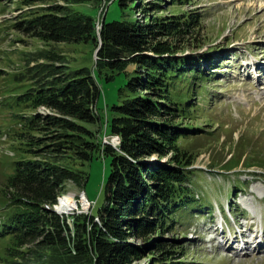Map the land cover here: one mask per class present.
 I'll return each mask as SVG.
<instances>
[{
	"label": "trees",
	"instance_id": "1",
	"mask_svg": "<svg viewBox=\"0 0 264 264\" xmlns=\"http://www.w3.org/2000/svg\"><path fill=\"white\" fill-rule=\"evenodd\" d=\"M103 1L116 2L125 19L99 21L54 5L28 10L13 26L43 43H84L98 51L91 68L71 72L64 56L42 51L15 78L29 87L8 108L13 126L6 133L18 146L15 159L1 165L7 174L0 190V264H134L145 257L151 264H187L179 227L204 205L194 192L198 170L180 146L197 131L179 123L194 104L174 90L178 80L191 78L192 92L201 93L206 62L175 55L177 43L196 41L202 16L198 10L154 15L166 0ZM134 11L144 14L142 22ZM117 75L125 78L118 103L99 108L98 78ZM109 137H118L116 147L104 143ZM100 158L109 159V175L97 213H56L66 183L84 188V166ZM222 168L251 170V176L264 172V158H235L233 150ZM168 234L173 238L165 239Z\"/></svg>",
	"mask_w": 264,
	"mask_h": 264
},
{
	"label": "rangeland",
	"instance_id": "2",
	"mask_svg": "<svg viewBox=\"0 0 264 264\" xmlns=\"http://www.w3.org/2000/svg\"><path fill=\"white\" fill-rule=\"evenodd\" d=\"M166 1L162 11L154 15L173 16L198 10L202 16L196 41L190 46L177 43L175 56L194 54L206 62L201 64L204 79L197 84L202 83L201 93L192 92L191 78L175 84L174 91H180L194 104L188 118L179 123L197 131L180 140V146L198 170L199 174L193 176L197 183L194 192L204 205L190 211V218L183 219L179 227L183 235L175 237L185 246L187 264H264V172L258 169L250 176L251 170L239 173V169L226 172L222 168L233 150L235 158L244 153L264 158V0H182L184 5L180 6ZM145 4L143 0L141 5ZM54 5L67 6L69 14L82 13L99 21L103 16L106 22L125 19L116 2L105 4L103 0L98 4L69 5L63 0H0V190L7 174L1 165L15 159L11 157L18 146L6 133L12 125L8 108L13 97L29 87V82L15 79L24 71L26 60L42 51L60 54L64 56L66 72L91 68L94 60L95 51L90 45L43 43L22 26L13 27L28 10ZM132 15L139 22L144 20L141 11ZM124 83L123 75L112 81L98 78L102 92L99 108L117 104L118 90ZM38 112L50 111L40 107ZM166 161L167 158L161 160ZM83 169L88 173L85 187L66 183L59 197L57 205L65 195L72 196L77 205L64 216L83 210L96 214L103 205L109 159H94ZM57 205L52 209L57 210ZM221 219L232 229L233 236L220 232ZM132 242L141 244L138 240ZM257 250L263 252L257 254ZM134 264L151 263L145 257Z\"/></svg>",
	"mask_w": 264,
	"mask_h": 264
},
{
	"label": "bare ground",
	"instance_id": "3",
	"mask_svg": "<svg viewBox=\"0 0 264 264\" xmlns=\"http://www.w3.org/2000/svg\"><path fill=\"white\" fill-rule=\"evenodd\" d=\"M251 66H253V68H254V63H252ZM114 143H116V141ZM81 196H84V194H82ZM84 198H85L86 202H88L87 198L85 196H84ZM75 205H76V202L72 198V196L65 195L64 197H62L60 199L59 204L57 205V208H58L57 211L66 214V213H69L70 211L72 212L73 210H75L77 208V205H76V207H75ZM245 250L248 251L249 249H245ZM261 252H263V250L262 251L257 250L256 253L258 254Z\"/></svg>",
	"mask_w": 264,
	"mask_h": 264
},
{
	"label": "water",
	"instance_id": "4",
	"mask_svg": "<svg viewBox=\"0 0 264 264\" xmlns=\"http://www.w3.org/2000/svg\"><path fill=\"white\" fill-rule=\"evenodd\" d=\"M104 20V16L102 17V19H101V21H103ZM97 51H98V49H96L95 50V52H94V60L96 59V53H97ZM117 140V141H116ZM115 141H116V143H115V145H113V146H116L117 144H118V137H115ZM105 144H110V143H107V142H105ZM111 145V144H110ZM58 200H59V198L57 199V202H58ZM56 213H58L59 215H66V214H64V213H61V212H59V211H57V210H54Z\"/></svg>",
	"mask_w": 264,
	"mask_h": 264
},
{
	"label": "built area",
	"instance_id": "5",
	"mask_svg": "<svg viewBox=\"0 0 264 264\" xmlns=\"http://www.w3.org/2000/svg\"><path fill=\"white\" fill-rule=\"evenodd\" d=\"M107 140H109L110 142H112V138L111 137H109V138H105L104 139V141H107ZM89 203V202H88ZM90 205V204H89Z\"/></svg>",
	"mask_w": 264,
	"mask_h": 264
}]
</instances>
